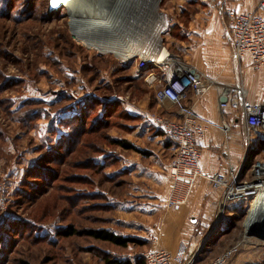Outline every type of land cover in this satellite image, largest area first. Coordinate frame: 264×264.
Listing matches in <instances>:
<instances>
[{
  "label": "rangeland",
  "instance_id": "rangeland-1",
  "mask_svg": "<svg viewBox=\"0 0 264 264\" xmlns=\"http://www.w3.org/2000/svg\"><path fill=\"white\" fill-rule=\"evenodd\" d=\"M223 2L143 0L139 7L137 0L131 5L130 0L81 1L87 6L80 17L84 26L122 17L126 30L97 28L92 38L144 47L143 55L128 60L85 45L75 34L77 18L65 6L50 13V0H0L5 8L0 10V222L9 224L7 230L1 225L0 233L13 242L11 251L7 244L0 246V257L5 255L0 264H106V258L134 261L156 248L148 241L117 248L82 233L107 229L138 238L144 224H157L137 211L166 183L170 191L174 145L165 136L161 144L154 139L163 134L150 116L163 111L147 70L141 74L137 65L141 57L159 56L163 47L189 63L190 52L181 43L192 42L193 20L203 13L220 16ZM82 106L93 110L87 131L78 144L67 146L62 137L81 128L68 118ZM125 113L135 119H125ZM234 119L247 158L256 151L251 164L264 161L258 143L264 133L250 131L248 142L241 113ZM97 120L101 128L93 124ZM113 140L128 141L139 152L115 146ZM222 204L198 241L188 245L190 255H198L194 263L208 264L238 246L230 264H264V216L255 231L248 216L251 201ZM67 227L79 234L57 236Z\"/></svg>",
  "mask_w": 264,
  "mask_h": 264
},
{
  "label": "built area",
  "instance_id": "built-area-1",
  "mask_svg": "<svg viewBox=\"0 0 264 264\" xmlns=\"http://www.w3.org/2000/svg\"><path fill=\"white\" fill-rule=\"evenodd\" d=\"M221 6L219 14L224 26V41L231 49L230 61L234 67L233 84L220 87L221 98H226L225 103L219 102L223 121H214L195 109V105L202 101L216 82L204 84L199 72L179 57L170 54L165 47L161 49L159 56L154 55L150 59L141 57L137 65V71L141 74L147 70V82L155 85L158 107L167 112L174 110L173 117L161 114L150 116L151 123L174 145L169 167L171 185L166 202L168 209L186 206L200 179H205L211 189L220 191L221 202L229 206L245 199L253 202L257 193L264 188V161L244 170L247 154L240 168L229 164L226 172L205 175L201 167V139L210 131H218L222 133L226 143L229 142L232 126L224 120L227 109L233 108L241 112L243 129L246 130L243 133L248 142L251 139L250 131L264 133V102L249 103V90L244 79L246 59L252 70L264 71V0H260L254 10L245 13L235 12L224 2ZM150 68L152 70L149 71ZM154 243L156 244L155 240ZM238 252L236 246L208 264H230ZM197 256H191L186 245H181L176 254L165 249L151 248L141 255L146 264H195Z\"/></svg>",
  "mask_w": 264,
  "mask_h": 264
},
{
  "label": "crops",
  "instance_id": "crops-1",
  "mask_svg": "<svg viewBox=\"0 0 264 264\" xmlns=\"http://www.w3.org/2000/svg\"><path fill=\"white\" fill-rule=\"evenodd\" d=\"M260 0H224L225 5L237 13H245L256 8ZM198 18V19H197ZM189 37L192 41L183 47L189 50V65H191L203 77V83L210 81L216 85L206 94L195 109L210 119L221 122L222 114L219 108L221 99V85L233 84L234 67L230 61L231 49L224 41V26L221 16L210 13L197 16L190 28ZM245 65V85L250 91L249 103L260 104L264 102V71L256 72L248 65ZM157 104V103H156ZM157 108L161 110L158 105ZM164 116L173 117L174 110L162 109ZM241 113L233 108L227 109L224 113V120L232 126L236 115ZM164 135L156 136L154 139L161 144ZM160 140V141H158ZM242 130L232 127L228 144L222 133L210 131L199 142L202 151L201 167L205 175H213L217 172H226L229 164L240 168L244 162L246 152L243 151ZM163 145V144H162ZM168 167V166H166ZM168 172V168H166ZM163 185V184H162ZM161 194L148 197L144 205L140 204L137 211L142 217L157 219L153 226L143 225L138 238L153 243L156 241V248H163L172 254H176L185 244L186 247L194 241H198L202 231L207 228L217 215L222 193L210 188L205 179L197 182L189 203L179 209H167L168 184L166 183ZM162 187V188H163ZM155 222V223H156ZM143 224V223H142ZM232 264H240L235 260Z\"/></svg>",
  "mask_w": 264,
  "mask_h": 264
},
{
  "label": "trees",
  "instance_id": "trees-1",
  "mask_svg": "<svg viewBox=\"0 0 264 264\" xmlns=\"http://www.w3.org/2000/svg\"><path fill=\"white\" fill-rule=\"evenodd\" d=\"M60 9H62V8H60ZM60 9H58V10H60ZM0 10H2V11L4 10L5 11V8H3V5L1 3H0ZM50 13H51V11H50ZM150 70H152V68H150L149 71ZM91 111H93L91 109V107L90 108H88V107L85 108V106H82V107H80L79 112L77 114H72V116L68 118L69 124L72 123V125H75V123L79 122L81 128L79 127L80 130L79 129L78 130L73 129L72 132H70L66 136L62 137V138L66 139V145L67 146H71L72 144H75L76 142L78 144V142L81 140V137L83 136V134L86 133L87 129H84V126L89 123L88 122V120H89L88 117H89V115H91L90 114ZM124 117H125V119H127L129 121H133L135 119V117H133V116L127 114V113L124 114ZM100 122H101V120H97L93 124L94 125H98L99 128H101ZM102 125H103V123H102ZM106 125H107V123L104 124L103 129L106 127ZM92 128L93 127H91L90 130H94V128L93 129ZM94 131H96V130H94ZM76 139H77V141H76ZM258 143L260 145V150H264V140H259ZM112 144L115 145V146H118V147H120V148H122L124 150H132V151L139 152L130 142L125 141V140H113ZM172 144H173V142H172ZM253 150H254L253 153L255 154L256 151H255L254 148H253ZM70 151H71V149L69 148L67 153H69ZM253 153H249V156H248V158L246 159V161L244 163V170H248L251 167V165H252L251 164V158H253L252 162L253 161L255 162V157H252ZM124 172H126V171H124ZM10 221H11V219H10ZM1 225H2V228H3V226H5L6 224H4V223L2 224L0 222V226ZM8 226H9V224H7L4 229L5 230L9 229ZM78 234H79V232L76 231L73 227H67L66 229H62V230L59 229L57 231V236H59V237L68 238V237H73V236L78 235ZM82 234L84 236H87V237L93 239L94 241L108 243V244H110L112 246H115L117 248H122V249H125V248L129 247L130 245L145 246L146 242H147V241H144V240H141V239H138V238H135V237H131V236L117 235L114 232H111V231H109L107 229H96V230L90 229V230H85ZM9 240L10 239L8 238V235H5L4 232L0 233V244H1L0 246H4L5 244H7V247L9 246V249H10L8 251H11V249L13 248V242L9 243ZM2 257L4 258L5 255H2L0 258H2ZM104 262L106 264H146L142 257L137 258L134 261H131V260H120V259L119 260L118 259L112 260L110 258H106L104 260Z\"/></svg>",
  "mask_w": 264,
  "mask_h": 264
},
{
  "label": "bare ground",
  "instance_id": "bare-ground-1",
  "mask_svg": "<svg viewBox=\"0 0 264 264\" xmlns=\"http://www.w3.org/2000/svg\"><path fill=\"white\" fill-rule=\"evenodd\" d=\"M81 1H84V0H72V1L67 2L63 6L67 7L69 9V11L75 15V18H77L75 20L76 23L75 22L74 23L76 25H78V23H79L80 29H78V31L76 30L77 32L75 34H76V37H78L85 45H87L88 47H93V48L99 49L101 52H105V53L113 52V53H115V55L119 56L120 58L128 59V60L144 54V49H143L144 47L143 46L142 47H139V46L135 47L134 45L124 43L126 45L124 47V45H122V43L121 44L118 43L119 41L106 42L107 40H101V39L105 38L104 36L101 37V39L94 41V39L92 38L94 31H95V33H96V31H99V30L105 31L107 33L108 32H114V31L116 32V31H120V30L123 31V29L126 30V25L125 24L123 25L122 17L117 16V19H115L114 17L113 18L107 17L108 19L106 17H104V18H101L100 20L99 19L96 20L97 18L96 19L93 18L94 20H96L95 24L90 23V24H87L86 26H84V24H82V23H84V21L80 17L82 16V14H85V13H83V11L85 10V9H83V7H86V9H87V6H82ZM133 1L134 0H132V1L130 0V5H131V3H133ZM137 1L139 2V7H140L142 5L143 0H137ZM130 5H127V6H130ZM139 10H140V8H139ZM92 17H94V16H92ZM132 20H133V18H132ZM91 22H93V21H91ZM80 24H82V25H80ZM97 28H99V30H97ZM101 41H104V42L101 43ZM98 42H100V43H98ZM124 48H126V49H124ZM161 56H163V54ZM244 201H248V200L245 199ZM219 207H220V204H219ZM222 207H229V206L227 204H222ZM233 215H235V213ZM248 216H249V219H251L252 230L256 231L258 229V227L260 226L261 222L263 221V218H264L263 217L264 216V188H263L262 192L257 193V197L252 202L251 209L248 211Z\"/></svg>",
  "mask_w": 264,
  "mask_h": 264
},
{
  "label": "water",
  "instance_id": "water-1",
  "mask_svg": "<svg viewBox=\"0 0 264 264\" xmlns=\"http://www.w3.org/2000/svg\"><path fill=\"white\" fill-rule=\"evenodd\" d=\"M72 1V0H50V11L53 12L55 10L60 9L63 5H65L67 2ZM221 103H225L226 102V98L222 97L220 99ZM262 233H264V224L262 225Z\"/></svg>",
  "mask_w": 264,
  "mask_h": 264
},
{
  "label": "snow or ice",
  "instance_id": "snow-or-ice-1",
  "mask_svg": "<svg viewBox=\"0 0 264 264\" xmlns=\"http://www.w3.org/2000/svg\"><path fill=\"white\" fill-rule=\"evenodd\" d=\"M54 2H55V0H54Z\"/></svg>",
  "mask_w": 264,
  "mask_h": 264
}]
</instances>
